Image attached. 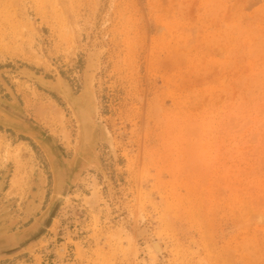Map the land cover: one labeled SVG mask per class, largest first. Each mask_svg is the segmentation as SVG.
I'll return each mask as SVG.
<instances>
[{
    "label": "rangeland",
    "instance_id": "1",
    "mask_svg": "<svg viewBox=\"0 0 264 264\" xmlns=\"http://www.w3.org/2000/svg\"><path fill=\"white\" fill-rule=\"evenodd\" d=\"M0 264H264V0H0Z\"/></svg>",
    "mask_w": 264,
    "mask_h": 264
},
{
    "label": "water",
    "instance_id": "2",
    "mask_svg": "<svg viewBox=\"0 0 264 264\" xmlns=\"http://www.w3.org/2000/svg\"><path fill=\"white\" fill-rule=\"evenodd\" d=\"M88 118L91 119V120L93 121L92 117H91L87 112L84 113V114H83L82 129H83V133H84V138H85V140H86L87 142H89V141L92 140V138H93V133H94V130H95V129H93L91 135H89V134L86 132V128H84V125L86 124V121H87ZM93 123H94V121H93ZM94 124H95V123H94ZM13 128H14V127H13ZM19 132H21L22 134H25V135H29V134H30V135H33V136H35L36 138H38V139H40L41 141H43V143L47 144L48 146L51 144V143L49 142V140H50L49 138L45 137V135L40 134L39 131H38L37 129H35V128L29 126V125H27V127H25L24 129H19ZM53 151H55V150L53 149ZM53 156H54V159L58 158V160L61 162V157H60V155H56V153H54Z\"/></svg>",
    "mask_w": 264,
    "mask_h": 264
},
{
    "label": "bare ground",
    "instance_id": "3",
    "mask_svg": "<svg viewBox=\"0 0 264 264\" xmlns=\"http://www.w3.org/2000/svg\"><path fill=\"white\" fill-rule=\"evenodd\" d=\"M91 119H87V121H86V124L84 125V128H86V132L89 134V135H91L92 134V131H93V128H95L94 127V125L95 124H93L91 121H90ZM154 248V247H153ZM155 249V248H154ZM158 249H159V247L158 246H156V249L155 250H157L158 251Z\"/></svg>",
    "mask_w": 264,
    "mask_h": 264
},
{
    "label": "flooded vegetation",
    "instance_id": "4",
    "mask_svg": "<svg viewBox=\"0 0 264 264\" xmlns=\"http://www.w3.org/2000/svg\"><path fill=\"white\" fill-rule=\"evenodd\" d=\"M34 240V239H33Z\"/></svg>",
    "mask_w": 264,
    "mask_h": 264
}]
</instances>
